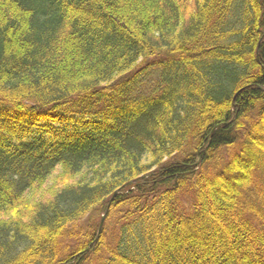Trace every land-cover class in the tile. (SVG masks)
Segmentation results:
<instances>
[{"label":"trees","instance_id":"obj_1","mask_svg":"<svg viewBox=\"0 0 264 264\" xmlns=\"http://www.w3.org/2000/svg\"><path fill=\"white\" fill-rule=\"evenodd\" d=\"M0 264H264V0H0Z\"/></svg>","mask_w":264,"mask_h":264},{"label":"water","instance_id":"obj_2","mask_svg":"<svg viewBox=\"0 0 264 264\" xmlns=\"http://www.w3.org/2000/svg\"><path fill=\"white\" fill-rule=\"evenodd\" d=\"M219 127H220V125L216 126L213 130H215V129L219 128ZM213 130H212V131H213ZM116 194H117V192H115L113 196H115ZM103 219H104V216H102V218H101V224H100V227H101V225H102V223H103Z\"/></svg>","mask_w":264,"mask_h":264},{"label":"rangeland","instance_id":"obj_3","mask_svg":"<svg viewBox=\"0 0 264 264\" xmlns=\"http://www.w3.org/2000/svg\"><path fill=\"white\" fill-rule=\"evenodd\" d=\"M152 79V77L150 78V80Z\"/></svg>","mask_w":264,"mask_h":264}]
</instances>
